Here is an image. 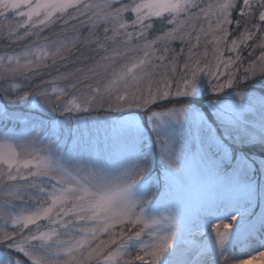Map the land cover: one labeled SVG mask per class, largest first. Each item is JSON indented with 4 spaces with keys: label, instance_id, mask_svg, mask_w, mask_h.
<instances>
[{
    "label": "snow or ice",
    "instance_id": "obj_1",
    "mask_svg": "<svg viewBox=\"0 0 264 264\" xmlns=\"http://www.w3.org/2000/svg\"><path fill=\"white\" fill-rule=\"evenodd\" d=\"M4 41L0 264H242L245 233L264 250V0H0ZM81 47L91 63L59 71ZM105 106L94 134L46 117Z\"/></svg>",
    "mask_w": 264,
    "mask_h": 264
},
{
    "label": "rangeland",
    "instance_id": "obj_2",
    "mask_svg": "<svg viewBox=\"0 0 264 264\" xmlns=\"http://www.w3.org/2000/svg\"><path fill=\"white\" fill-rule=\"evenodd\" d=\"M9 19H12L11 17ZM47 34V33H46ZM84 35H87V30H84ZM178 44V43H175ZM175 44H172L171 47H175ZM12 48L17 47V45H11ZM94 47V46H93ZM9 45L6 41L4 42H0V49H8ZM86 48L87 50H89L87 47H83ZM82 47L80 49H83ZM177 50L179 49L178 47ZM90 51V50H89ZM201 51H203V49L201 48ZM80 53H83V51H79ZM93 55V53L90 51L89 53H84V54H80L79 57H81L80 61H78V59H76V57H72L71 59L74 60L75 63H73L74 65H72V63L67 64L66 66L64 65H60L58 66L59 71L61 72H65V71H71L73 68L75 67H82L83 63H91L90 60H85L84 58L89 57V55ZM209 55L211 56V46H209ZM259 55V51H257V54L251 57H249V54L247 52V54H243V56L246 58L245 60V66L247 64V60L248 59H254L256 56ZM56 70L55 69H51L47 72H45V76L43 77L42 80H50L52 78L53 75H55ZM43 74V75H44ZM19 82V81H17ZM41 82H33V86L32 88H24V91H32L33 88L35 87V85L40 84ZM249 90H258L255 87H249ZM208 96H212L213 99H215L216 97L211 93L208 92L207 93ZM198 100L203 99L202 97H197ZM29 105L32 106L34 109L36 108V106L32 103L31 100H29ZM205 105L207 104V101H204ZM75 115V114H74ZM85 116V120H81L79 122V124L77 123L76 119H73L71 122H67L63 119L62 116H60L59 112L57 113H46V117L47 118H51L54 121L53 124V128L54 131H56L57 133L60 132H64L65 136H67L71 131L76 130L79 127V130L85 134H94L97 132V128L100 124H102L107 118L109 117H116L117 114L116 113H108L106 110V106L105 109H99L90 113H86V114H82ZM101 135H103V132L101 130L100 132ZM255 211L258 213L261 211L260 207H257L255 209ZM246 233L241 237L240 242H238L236 244V246L233 248L232 250V254H231V258L233 260L236 261H240L242 262V264H264V261L260 260V259H253V257H256L258 255V253H260L262 250L260 249H256L253 246L254 240H246ZM202 239V238H201ZM261 242V241H260ZM132 254L135 255L136 254V250L133 249L132 250Z\"/></svg>",
    "mask_w": 264,
    "mask_h": 264
},
{
    "label": "trees",
    "instance_id": "obj_3",
    "mask_svg": "<svg viewBox=\"0 0 264 264\" xmlns=\"http://www.w3.org/2000/svg\"><path fill=\"white\" fill-rule=\"evenodd\" d=\"M179 46V44H175V47H178ZM83 48V47H82ZM83 51V53H80L79 51ZM249 51H251V49H248V50H245L242 54H247V52H248V54H249ZM257 51H259V50H257ZM257 51L252 55L253 57H254V55H256L257 54ZM90 51L89 50H87L86 48H83V49H79L78 50V53H77V55H75L74 57H76V59H78V57L80 56V54H84V53H89ZM90 56H92V54L91 55H89V57ZM80 59H81V57H79V59H78V61H80ZM73 61V63H75L74 62V60H72ZM72 63V65H74ZM45 76V74L44 75H41L40 77H38V78H36L33 82H41L42 81V79H43V77ZM247 86H249V87H255V88H257L258 90L262 87V85H261V81L259 80V79H257V80H255V81H253V82H251V83H249ZM261 240H260V238L259 237H257L256 239H254V243H253V246L256 248V249H260V242Z\"/></svg>",
    "mask_w": 264,
    "mask_h": 264
}]
</instances>
